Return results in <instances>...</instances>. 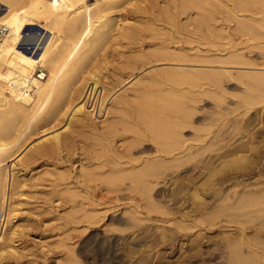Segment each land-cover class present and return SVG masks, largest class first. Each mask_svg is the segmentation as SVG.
<instances>
[{
    "label": "bare ground",
    "instance_id": "bare-ground-1",
    "mask_svg": "<svg viewBox=\"0 0 264 264\" xmlns=\"http://www.w3.org/2000/svg\"><path fill=\"white\" fill-rule=\"evenodd\" d=\"M151 1L0 0L4 7L0 25L8 30L0 40V260L19 256L23 248L24 210L35 186L31 165L63 152L68 143L62 132L86 127L95 114L104 113L107 118L112 114L113 108L105 105L108 80L122 79L124 73H104L111 63L109 51H117L119 40L148 33L155 37L149 42L150 50L135 52L126 70L143 69L158 61L184 60L223 69H161L158 79L151 78L133 96L119 101L123 113L132 110L139 124L150 125L149 130L156 136H149L154 145L142 148L145 158H131L129 166L122 164L110 172L97 173L84 167L78 178H101L112 194L123 189L138 194L140 200L127 194L126 199L131 200L128 209H133L131 218L151 221L156 212L163 216L161 221L175 227H162L157 239L128 256L130 264H264V185L250 183L254 180L256 185L264 184V36L251 30L255 24L264 32V19L244 14L259 3L228 0L232 5L221 4L225 9L217 8V12L210 0H174L178 9L184 5L198 9L201 23L209 21L205 15L208 11L210 25L216 28L220 25L213 21L218 13L227 16L220 33L210 30L216 41L222 36L225 42H209L205 49L197 47L187 53L157 38L162 27L160 30L142 21ZM260 4L264 9V4ZM161 14L172 27L180 29L172 11ZM232 22L236 26L231 28ZM36 25L50 34L48 39L26 38V31ZM24 43L31 47L22 46ZM230 68L244 69L243 74L236 72L243 78L241 91L229 84L233 88L228 93L223 86V76H234ZM39 69L47 72L44 79L38 78ZM131 73L126 80L135 77ZM162 84L169 89L163 92ZM153 91L158 93L152 94ZM229 97L238 99L236 105L227 106L208 125L193 126L199 104L208 103L207 98L221 103ZM259 108L262 114L258 113ZM127 122L121 120L120 124L129 130ZM62 123L65 128L60 131ZM131 126L129 131L133 132L135 126ZM189 128L195 132L185 137ZM143 134L139 132L134 140L137 142ZM34 145L35 150L26 154L27 148ZM190 170L186 181L179 179L181 176L174 179L180 172ZM85 181L79 180L80 190L75 189L68 196L72 198L70 213L81 215L83 232H89V237L94 236L105 247L99 258L87 253L93 260L89 264H122L117 250L120 235L97 228L105 216L98 202L110 199L94 196ZM169 182L174 185L169 199L173 206L165 207L157 199L164 198L162 189ZM78 197L82 199L80 205L73 201ZM90 198L92 203H87ZM135 220L131 225L139 227Z\"/></svg>",
    "mask_w": 264,
    "mask_h": 264
},
{
    "label": "rangeland",
    "instance_id": "rangeland-1",
    "mask_svg": "<svg viewBox=\"0 0 264 264\" xmlns=\"http://www.w3.org/2000/svg\"><path fill=\"white\" fill-rule=\"evenodd\" d=\"M93 1L95 0H89L90 3ZM257 1L259 4L250 6L248 11H245L244 14L259 20L264 19V9L260 4L261 2L264 4V0ZM209 2H213L212 4H215L214 8H216V11L217 8L221 11V4H227L226 6H228V4L232 5V2H228V0H210ZM206 3L205 5H207ZM3 8L4 7L0 6V12L4 10ZM222 8L225 9V6ZM161 11H172L174 13V19L180 26V29L172 27L171 24L165 21ZM196 12H198V9H195L194 7H187L186 5H184L182 8L179 7L178 9L174 0H152L149 5L148 15H146V17L143 18L145 20L142 21H147L149 24L151 23L156 25L158 29L160 28V30L161 27L163 28V30H161V35H158L157 38H160L161 40H167L170 42V45L173 48L179 47L184 49L187 53H193L194 48L196 49L199 47L201 49H205L209 42L216 41V38L212 35L211 31L214 30V34L215 32L220 33L219 28L221 26H225L227 22L226 14L224 12L218 13L217 18L213 21L214 25H220L218 28H216L215 26L210 25V13H208V11H206L205 15L209 21H205L204 23H201L202 18L197 15ZM229 25L232 28L233 26H236V23L232 22ZM254 26L255 24L253 27L250 26V28L252 27L251 30L253 29V33L259 36H264V32L262 31L261 33V30ZM200 27H202V29L199 30ZM49 36L50 34L42 30L38 25L33 26L26 31V38H40L41 41L48 39ZM154 38H152L150 34L144 33L143 35L135 36L133 38L131 37L129 40H119V50L117 48V51L119 52L113 49L109 51V62L111 63L104 70V73L106 74L110 72L112 74L115 73L114 75H118V72L124 73L123 78L119 79L121 80L120 82L119 80H116L118 82L115 80L112 81L111 79L108 80L109 91L105 105L107 107L113 108L112 114L108 118L104 113L100 116H96L95 114L93 116V122H89L86 127L77 130L76 127H72L70 130L62 132L67 137L68 144L64 148L65 150L63 149L61 154L58 153L57 155L54 154L50 155V157H44L43 159H40L31 165L32 174L35 175V186L32 187L29 192L30 203L25 206L24 210L26 216V226L23 229L24 249L22 248L21 254L19 256L17 255L16 257H5L1 259L0 264H89L93 262V260L88 257L87 253H90V255H94L98 258L105 253V247L102 245V242L97 240L94 236L89 237L87 235L89 232H83L84 230L81 223V215H71V203L69 202L72 201V198L68 196V193L80 190L78 189V187H80L78 181H85L83 177L78 178L79 172L82 168H89L95 170L97 173H101L104 170L106 172H110L114 168L129 166L133 158L134 160L135 158L137 160H142L145 158L142 148L146 144L154 145V143L150 142L149 140H152L153 137H156L154 136L155 134L152 135V131L149 130L150 125L146 124V126L149 127L148 128L144 127L145 124L143 126V123L139 124V121L134 117V115H132L133 113L131 114L132 110H128L129 112L126 110L127 113L126 111L123 113L120 110L122 106H120L119 101L123 98H126L127 96H133V93L138 88L142 87V84L145 85L151 81V78L157 76L158 79V74L163 68H183L187 70V72L188 70L193 71L196 69H223L222 67L218 66H203L200 65L201 63H197L195 61L193 62L191 60H184L179 62L158 61L151 64L152 66L145 65L143 69H140V67H134L135 71L133 69L126 70L132 63H130L129 60L132 61V57L136 53L144 50H150L148 45L149 42ZM217 41L225 42L226 40L221 36L217 39ZM22 46H26L28 48L31 47V45H27L26 43H24ZM219 47L221 48V46ZM127 65H129L128 68ZM113 69L114 71H117L114 72ZM230 69L234 73V76H223V86L226 90L228 89V93H230L231 89L233 88L229 84L236 85V90L241 91V88L243 87V78H240L236 72L238 71L243 74L242 72L244 69ZM157 70L158 72H156ZM127 71H129V74L133 71V77L135 76L132 80L130 79L131 81L126 80L129 77ZM161 86L162 87H159L161 90H163V92L169 89L166 84L164 86L162 84ZM178 87L182 88L183 86ZM182 89L180 92L184 93L186 89ZM197 89L198 88H193V90ZM157 93V91L152 92V94ZM97 97L98 93L96 94L95 99H97ZM207 100L208 103L204 102L199 104L201 107L193 118L194 127L198 128L199 126L200 128L203 126L202 124L208 125L207 123H211V120L216 119L221 113H224L227 106H234L236 105L235 103L238 102V99L232 97H229L227 101L221 103L212 98H207ZM258 113L262 114V110H258ZM124 114L127 119H125ZM127 115L129 117L131 116V119L133 118V120H129ZM121 120L122 122H127L128 120L127 123L130 124L127 128L130 130L132 129L131 125H133V127L135 126L133 132L137 131V133L133 134L132 131H129L126 129V127H124L125 125L122 126V124H120ZM123 127L126 130L123 129ZM64 128L65 123H62L60 126V131H62ZM138 130L140 133H144L143 136L140 135L142 137L138 136L141 138L138 139L140 143H137L138 141L136 142V140H134V138H136L139 133ZM189 130L190 132H184L185 137H190L193 134L192 132H195L191 128H189ZM148 131L151 132V134ZM225 131L226 129L223 131L224 134L226 133ZM219 136L221 137V135ZM142 139L144 142H141ZM213 139H218V136H214ZM34 142H36V140L33 141V144ZM133 143H136L137 145ZM30 146L31 145H29V147ZM29 147L25 151L26 154H31L36 148L35 145L32 148ZM126 162H128V164ZM191 171L192 170L180 172V174L175 176L174 179L178 180V178L181 176L179 179L186 181L187 176ZM108 174L109 173L105 174V176ZM102 180L103 179L100 178L98 180L85 181V186H90V190L94 196L110 199L109 201H104L102 199L103 203L98 202L100 204L99 207L103 209L102 212L105 214V216L98 224L97 228L100 229L99 227H101L102 229L104 228L107 231L109 230L112 233L120 235V238L118 237L117 239V250H119L118 252L123 258L122 264H130L131 259L128 258V256H130L131 253L135 254L137 248L140 249L141 246L142 248L144 246H148L152 243L153 239H157L162 227L166 229H175V227L172 226V224L161 221L164 219L163 216L156 212L152 213L151 221L142 220L143 222L139 221L141 223L140 224L134 218H131L133 216V214H131L133 209H128V206L131 205V200L126 199L128 196L127 194L137 197V200H140V196L134 192L130 193L126 191V189H123L124 187L122 188L123 190L117 194L109 193L105 186L104 180ZM250 183L251 186L253 184H255L253 186L264 185H256L254 180L250 181ZM173 190L174 185H172L171 182H169L162 189V195L164 198L157 199L162 204V206H173L169 201ZM226 190H228L227 187ZM81 200V197H78L73 201L80 205ZM132 202L137 201L134 200ZM87 203H92L91 198L87 200ZM134 220L135 223L139 225V227L131 225L132 221ZM145 225L151 226L149 227V230H147V226ZM213 231L211 233L212 235ZM169 250L170 249L166 248V251ZM175 257L176 256L173 258Z\"/></svg>",
    "mask_w": 264,
    "mask_h": 264
},
{
    "label": "built area",
    "instance_id": "built-area-1",
    "mask_svg": "<svg viewBox=\"0 0 264 264\" xmlns=\"http://www.w3.org/2000/svg\"><path fill=\"white\" fill-rule=\"evenodd\" d=\"M8 34V30L4 25H0V40H3V38ZM46 71L39 69L37 76L40 79H44L46 77Z\"/></svg>",
    "mask_w": 264,
    "mask_h": 264
}]
</instances>
